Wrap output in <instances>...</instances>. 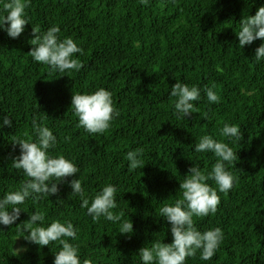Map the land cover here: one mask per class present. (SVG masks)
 Segmentation results:
<instances>
[{"label": "trees", "instance_id": "16d2710c", "mask_svg": "<svg viewBox=\"0 0 264 264\" xmlns=\"http://www.w3.org/2000/svg\"><path fill=\"white\" fill-rule=\"evenodd\" d=\"M264 0H29V24L17 39L0 32V115L11 128L0 129V195L27 179L11 167L19 147L12 135H32L33 116L57 137L54 154H62L80 169L58 184L57 195L35 208L50 218L70 220L80 228L81 257L95 264H140L138 250L156 238L171 243L169 225L159 216L164 202H172L181 176L192 163L209 169L215 157L193 153L202 134L219 136L225 121L241 127L235 144L239 181L220 193L215 214L196 218L200 230L221 227L225 239L216 255H199L186 264H261L264 255V61L254 62L261 41L239 49L235 30L244 14L254 15ZM2 7V5H0ZM56 25L60 37H72L83 49L79 72H50L33 62L32 28L40 32ZM179 80L199 87L215 85L220 97L210 104L204 94L199 111L184 120L172 115L170 88ZM103 87L112 92L119 117L103 134H88L78 126L71 108L72 92ZM207 113V118L203 115ZM196 139V140H195ZM144 149L145 166L129 172L125 154ZM81 178L92 193L106 182L122 190L120 208L133 222L134 234H117L118 224L101 218L93 222L71 195L68 181ZM212 184L211 181H209ZM214 187L215 185L212 184ZM65 201L57 205L56 200ZM167 200V201H165ZM117 209V211L120 210ZM22 212L21 221L28 219ZM16 225L0 233V264H53L59 246L40 247L18 238ZM21 240L27 251L17 254Z\"/></svg>", "mask_w": 264, "mask_h": 264}, {"label": "clouds", "instance_id": "9594fccd", "mask_svg": "<svg viewBox=\"0 0 264 264\" xmlns=\"http://www.w3.org/2000/svg\"><path fill=\"white\" fill-rule=\"evenodd\" d=\"M28 3L29 0H0V32L11 39H17L25 32V26L29 24L25 11ZM139 3L147 6L149 0H139ZM234 32L239 49L261 41L254 50L253 58L256 63L264 61V5L258 7L254 15L245 13L238 23V30ZM59 33L60 28L56 25L44 32L32 28V48L27 55L33 62L47 65L50 72H79L83 65L77 54L83 55V49L72 37L61 39ZM214 89L215 85L201 88L177 80L169 93L175 98L172 115L184 120L197 113V102L202 99V93L210 104L218 103L220 97ZM71 108L78 118V126L90 135L105 133L120 115L112 92L103 87L86 93L72 92ZM203 115L207 118V113ZM5 126L11 128L12 120L8 115H0V129ZM31 127V137L27 133L11 136L13 147H19V155L12 157L11 167L22 170L27 179L0 195V233L16 225L18 238H22L26 244L59 246L53 264H95L91 258L82 259L79 244L73 243L79 239L78 226L70 220L47 217L44 210L35 207V211L29 214L23 207L28 201L37 205L45 197L57 195L58 184L80 172L72 160L62 154H54L57 137L40 117L33 116ZM219 136L218 139L210 134H202L190 146L194 148L193 153L211 154L215 161L209 169L192 163L185 175L181 176L175 197L167 199L171 198L172 202H164L159 208L160 218L169 225L167 231L171 233L172 241L164 243V235V238L154 239L150 246L141 247L138 250L140 264H186L188 258L197 254L202 261H209L216 255L225 239L224 231L221 227L200 230L196 218L215 214L220 204L219 194H226L239 181L235 172L238 155L233 145L239 144L243 133L239 125L225 121L219 128ZM125 160L129 172L142 169L146 164L144 149L138 147L127 151ZM68 186L72 189L71 195L79 197L80 207L94 223L103 218L113 225L118 224L117 234L129 237L134 234L133 222L129 217L124 218V210L120 208L119 200L124 192L119 186L106 182L89 193L80 177L68 181ZM64 203V200L57 198V205ZM22 212L28 213V219L17 224ZM14 251L19 254L27 251V248L21 246ZM260 260L264 264V255Z\"/></svg>", "mask_w": 264, "mask_h": 264}, {"label": "rangeland", "instance_id": "374dc122", "mask_svg": "<svg viewBox=\"0 0 264 264\" xmlns=\"http://www.w3.org/2000/svg\"><path fill=\"white\" fill-rule=\"evenodd\" d=\"M21 246H24V245L22 244V241L19 240V241L17 242V248H19V247H21Z\"/></svg>", "mask_w": 264, "mask_h": 264}]
</instances>
